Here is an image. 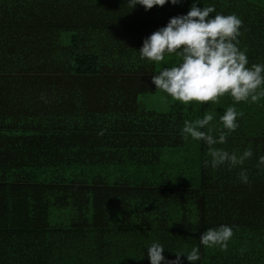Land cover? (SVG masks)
I'll return each instance as SVG.
<instances>
[{
  "label": "trees",
  "instance_id": "1",
  "mask_svg": "<svg viewBox=\"0 0 264 264\" xmlns=\"http://www.w3.org/2000/svg\"><path fill=\"white\" fill-rule=\"evenodd\" d=\"M192 2L146 11L127 0L0 1V264H150L152 241L168 259L196 246V264H264V98L225 94L192 114L141 100L177 60H142L143 40ZM210 4L243 21L239 48L249 65L264 63V0L197 6ZM232 104L238 127L214 147L253 155L205 166L209 146L183 139L184 120L211 112L215 136ZM220 224L233 226L228 248L201 245Z\"/></svg>",
  "mask_w": 264,
  "mask_h": 264
},
{
  "label": "clouds",
  "instance_id": "2",
  "mask_svg": "<svg viewBox=\"0 0 264 264\" xmlns=\"http://www.w3.org/2000/svg\"><path fill=\"white\" fill-rule=\"evenodd\" d=\"M181 0H127L134 8L142 5L147 11L153 6L166 3L176 5ZM200 0H193L186 14L171 17L167 24L147 36L139 48L140 58L152 62L165 60L166 55L177 58L171 66L163 67L151 76L156 92L162 93L170 103L182 104L184 110L195 104L215 103L227 94L234 102H259L264 98V63L249 65L247 53L239 48V35L243 21L235 14L215 12L214 5L198 7ZM215 12V15H210ZM43 99V97H42ZM239 112L235 104L227 106L218 114L217 134L213 135L214 115L205 111L202 116L185 119L181 129L185 141H203L208 147L211 160L205 166L229 168L243 165L253 155L251 147L241 153L228 152L214 147L226 140V135L238 127ZM99 134H103V130ZM257 168H264V155L257 157ZM238 178L248 183L247 169L241 168ZM234 234L233 226L220 224L204 230L199 237L201 245L226 250ZM147 249L150 264H182L185 257L191 264L200 260L198 247L189 251H175V259L164 256L165 247L152 241ZM241 253L245 251L242 247ZM172 252V251H171Z\"/></svg>",
  "mask_w": 264,
  "mask_h": 264
},
{
  "label": "rangeland",
  "instance_id": "3",
  "mask_svg": "<svg viewBox=\"0 0 264 264\" xmlns=\"http://www.w3.org/2000/svg\"><path fill=\"white\" fill-rule=\"evenodd\" d=\"M142 102L146 105L147 108L155 109L160 112H178L185 111L192 114V111L195 110V107L188 106L187 110L183 109V105L179 103H170L169 100L160 92L155 94L146 95L141 97Z\"/></svg>",
  "mask_w": 264,
  "mask_h": 264
},
{
  "label": "crops",
  "instance_id": "4",
  "mask_svg": "<svg viewBox=\"0 0 264 264\" xmlns=\"http://www.w3.org/2000/svg\"><path fill=\"white\" fill-rule=\"evenodd\" d=\"M0 1H4V0H0ZM124 229H126V228H124ZM128 230H129V228H127Z\"/></svg>",
  "mask_w": 264,
  "mask_h": 264
}]
</instances>
